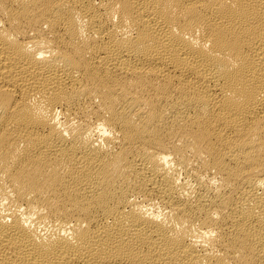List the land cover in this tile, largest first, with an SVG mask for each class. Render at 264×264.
Returning <instances> with one entry per match:
<instances>
[{
    "label": "bare ground",
    "instance_id": "1",
    "mask_svg": "<svg viewBox=\"0 0 264 264\" xmlns=\"http://www.w3.org/2000/svg\"><path fill=\"white\" fill-rule=\"evenodd\" d=\"M0 264H264V0H0Z\"/></svg>",
    "mask_w": 264,
    "mask_h": 264
}]
</instances>
